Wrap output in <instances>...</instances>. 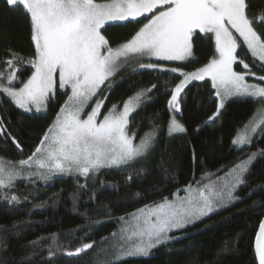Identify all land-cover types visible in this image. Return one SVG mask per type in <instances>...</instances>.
I'll use <instances>...</instances> for the list:
<instances>
[{
    "label": "snow or ice",
    "instance_id": "1",
    "mask_svg": "<svg viewBox=\"0 0 264 264\" xmlns=\"http://www.w3.org/2000/svg\"><path fill=\"white\" fill-rule=\"evenodd\" d=\"M4 2L10 11H17L30 21L34 54L24 58L8 49L9 56L0 67V99L7 97L16 108L27 113L33 108L40 112L46 107L49 99L55 97L57 80L59 88L70 89V94L35 151L18 162L19 169L14 165L6 168L0 163V189L11 188L12 181L25 168H35V172L29 171L28 175L39 176L45 181L60 175L88 178L101 169H142L138 161L151 154L159 129L153 125L136 143V133L130 134L129 125L133 114L161 86L153 84L123 101L122 107L113 104L106 113L103 111L108 98L105 92H111L113 79L129 61H136L139 69L160 68L178 74L177 78L182 77L174 86L162 85L170 97L168 108L173 113L167 126L170 137L186 132L175 113L182 112V94L191 81L211 80L219 103L216 112L209 117L210 122L221 115L227 99L244 97L264 102V85L246 80V76H252L264 81V75L252 72L239 51L246 48L253 62L258 61L259 68L264 71V9L249 15L252 11L250 0ZM139 17H146L147 23L115 47L103 34L115 22L137 21ZM194 34H204L214 40V55L203 67L185 72L179 67L164 68L144 62L145 57L157 61L188 60L194 56ZM237 63L247 71H234L233 65ZM21 64L29 66L32 72L17 87ZM89 107L91 110L86 111ZM261 116L264 117V113ZM3 125L0 119V134L6 131ZM259 131H264V118L246 123L232 139V145L238 151L244 150ZM13 143L20 147L15 138ZM260 156H264V151L252 152L227 170L206 174L201 180L185 185L183 196L178 189L171 198L165 196L159 202L120 216L119 232L111 234L114 241L112 259L105 260L104 264H118L129 257H147L151 250L179 239L172 233L230 206L238 200L234 194L246 184V176ZM164 177L169 178L167 168ZM133 179L135 177H128L129 185ZM85 186L79 185L80 188ZM3 198L9 203L19 202L15 195L10 200L7 194ZM103 239L108 240L107 237ZM93 247L94 242L82 243L75 251L65 254L79 256ZM254 251L258 264H264V220L259 223L255 235ZM49 255L54 253L50 251Z\"/></svg>",
    "mask_w": 264,
    "mask_h": 264
},
{
    "label": "trees",
    "instance_id": "2",
    "mask_svg": "<svg viewBox=\"0 0 264 264\" xmlns=\"http://www.w3.org/2000/svg\"><path fill=\"white\" fill-rule=\"evenodd\" d=\"M250 3L252 11L249 15L264 9V0H250ZM146 22V17H139L137 21L113 24L103 34L115 47ZM8 49L24 58L34 54L30 21L21 13L10 11L4 0H0V67L9 56ZM239 51L252 72L264 75L246 48ZM193 52L194 56L184 63H155L192 72L212 58V40L194 34ZM19 68L17 87L32 72L27 65L21 64ZM235 70L246 72L238 63ZM179 79L181 77L177 78L176 74L156 70L125 73L114 83L108 98L114 103L123 102L153 84L161 86L133 114L129 125L130 134L136 133V141L153 125L159 129L151 154L138 161L143 165L142 169L103 171L93 185L81 178H55L47 187L38 190V200L31 205H9L6 199L2 200L0 190V261L3 264H104L99 246L105 242L103 238L117 231L120 216L159 202L165 196L170 198L178 189L201 180L202 176L227 170L252 152L264 151V131H259L252 144L242 151L232 145V139L253 117L259 102L252 98L230 99L215 122H208L216 112V99L208 82L194 83L185 89L182 112L176 118L185 126L186 132L170 137L167 132L170 97L162 85L174 86ZM247 80L264 84L252 76ZM65 96L57 94L48 101L46 112L40 114H26L4 99L0 119L4 121L6 131L0 134L1 157L10 160L16 156L28 158L64 104ZM165 168L169 170L168 179L164 177ZM129 176L135 177L130 185ZM81 184L86 186L80 188ZM28 187L20 183L6 194H28ZM234 195L238 197L237 201L195 225L197 228L207 225L208 228L159 246L148 257L126 258L118 264H256L253 243L264 216V156L257 158L246 176V184ZM89 242H94V247L86 253L79 256L65 254ZM50 251L54 253L51 257Z\"/></svg>",
    "mask_w": 264,
    "mask_h": 264
},
{
    "label": "rangeland",
    "instance_id": "3",
    "mask_svg": "<svg viewBox=\"0 0 264 264\" xmlns=\"http://www.w3.org/2000/svg\"><path fill=\"white\" fill-rule=\"evenodd\" d=\"M121 23H123V22H115L114 24H121ZM147 23V22H146ZM201 35H204V34H201ZM210 35V34H209ZM212 43H213V46H214V40H212ZM241 44H242V41L240 42ZM214 52H215V46H214ZM214 52H213V55H214ZM250 55V54H249ZM251 56V55H250ZM251 58H252V56H251ZM190 59V58H189ZM253 59V58H252ZM143 60H144V62H151V63H154V64H156L155 62H164V63H184L185 61H183V62H178V61H157V60H155V59H151V60H149L147 57H145V58H143ZM187 61V60H186ZM257 63L259 64V62L257 61ZM162 67H164V68H169V67H167V66H162ZM201 67H203V66H201ZM243 67V66H242ZM133 68H135L136 69V71L135 72H140V71H160V72H167V71H161L160 70V68H157V69H139L138 68V65H137V63H136V61H129V64L127 65V66H125L124 68H122L121 70H120V72L116 75V77L113 79V86H114V83H115V81L117 80V79H119V76L120 75H123V74H125V73H134V71H133ZM244 69V68H243ZM233 70L234 71H236L235 70V64L233 65ZM244 70H246V69H244ZM195 71V70H194ZM247 71V70H246ZM193 72V71H192ZM169 73H171V72H169ZM174 74V73H173ZM176 75H178V74H176ZM247 77L248 76H246V80H247ZM181 79H182V77H181ZM248 81V80H247ZM202 82H208L209 84H210V86H211V80L210 79H208V78H205L204 80H195V81H191L188 85H187V87L188 86H190L191 84H194V83H202ZM249 82V81H248ZM250 83H254V82H250ZM264 85V84H263ZM186 87V88H187ZM211 88H212V86H211ZM212 90H213V92H215V90L212 88ZM112 93V90H111V92L109 93V92H105V95H107V97L109 98V96H110V94ZM57 94H64V95H66L65 97H64V101H63V103L67 100V97H68V95L70 94V89H68V90H62V89H60L59 88V86H58V80H57V88H56V93H55V96L57 95ZM55 98V97H54ZM108 98H107V100H106V106H105V108L103 109V111L106 113L107 111H108V109L113 105V104H117V105H120L121 107H122V103L123 102H120V103H114V102H111V100H108ZM214 98L216 99V109H217V105H218V103H219V101H218V99H217V97L215 96V94H214ZM233 98H244V97H233ZM233 98H230V99H233ZM4 99H7V100H9L7 97H4V98H2V99H0V106L3 104V100ZM51 99H53V98H50L49 100H51ZM230 99H227L226 101H225V103L228 101V100H230ZM10 101V100H9ZM94 102V101H93ZM47 104H48V102H47ZM14 105V104H13ZM15 106V105H14ZM16 107V106H15ZM21 110V109H20ZM46 110H47V105H46V107L45 108H42V110L40 111V112H37L36 110H35V108H33L32 109V111L31 112H27L26 114H32V113H35V114H40V113H44V112H46ZM91 110V108L89 107L88 109H86V111H90ZM168 110H169V108H168ZM22 111V110H21ZM170 111V110H169ZM23 112V111H22ZM261 113H264V102H259V105H258V107H257V109H256V111H255V113H254V115H253V117L249 120V121H252V120H258V119H261V118H264V117H262L261 116ZM170 114H171V116H170V119H171V117H172V115H173V113H171V111H170ZM178 113H175V117H176V115H177ZM170 121V120H169ZM208 122H210V121H208ZM243 129V128H242ZM241 129V130H242ZM181 134H184V133H177V134H173V135H181ZM172 135V136H173ZM139 141L140 140H135V142L136 143H139ZM24 159V157H17L16 156V158H14V159H5V158H3V157H1V155H0V163H3L4 164V166L7 168V167H9V166H15L17 169H19V164H18V162L20 161V160H23ZM116 169H120V168H110V169H101L100 170V172L98 173V174H95V175H92V176H90V177H88V178H85V177H82V176H77V175H71V176H69V175H60V176H55V177H52L51 179H49V180H47V181H45V180H42L39 176H36V175H32V176H29L28 175V172L29 171H32V172H35V168H32V169H28V168H25V169H23L22 171H21V174L18 176V177H16V179H14L13 181H12V187L11 188H9V189H0L1 191H2V197H4V195L6 194V192H8V191H10L12 188H14L15 186H17V184H20V183H24V184H26V185H29V187L27 188L28 190H29V193L28 194H19V193H9V194H7L8 195V198H9V200L11 199V196H13V195H15V196H17L18 198H19V202L17 203V202H12V203H9L8 202V200H6V202L9 204V205H13V206H19V205H24V204H27V205H31V204H35V202L38 200V197H39V194H38V190H40V189H43V188H45V187H47L48 186V184H50L55 178H72L73 180H76L75 178H81V179H84V180H86V182H87V184H90V185H93L94 183H95V181H96V179H97V177H98V175L101 173V172H103V171H108V170H116ZM214 178V177H213ZM185 193L181 190L180 192H179V195H181V196H183ZM171 198V197H170ZM2 200H5L4 198L2 199ZM229 207V206H228ZM225 208H227V207H224V208H221L220 210H218V211H215V212H213L212 214H210L209 216H207V217H204L202 220H200V221H198V222H196L195 224H192V225H189V226H187L186 228H184L183 230H179V231H177V232H174V233H172L171 235H173V236H177V237H179V239H181V238H183V237H186V236H189V235H192V234H195V233H198L199 231H201V230H203V229H206V228H208V226L207 225H205L204 227H201V228H197L195 225H197L199 222H201V221H204V220H206V219H208V218H210L211 216H213V215H215V214H217L218 212H221L223 209H225ZM85 214H87V212L85 213ZM88 215V214H87ZM101 223V222H100ZM119 228H120V221H119V219H118V228H117V231H115V232H119ZM108 238V240L107 241H105V242H103L102 244H101V246H99V249H100V254H101V257L104 259V260H109L110 258L112 259V250H111V246H112V244H113V238H112V236L110 235V236H108L107 237ZM119 237L117 236V238L116 239H118ZM179 239H176V240H174V241H177V240H179ZM173 242V241H172ZM151 252H152V250H151ZM151 252H150V254H151ZM150 254H149V256H150ZM148 257V256H147ZM129 258H144V257H129Z\"/></svg>",
    "mask_w": 264,
    "mask_h": 264
},
{
    "label": "water",
    "instance_id": "4",
    "mask_svg": "<svg viewBox=\"0 0 264 264\" xmlns=\"http://www.w3.org/2000/svg\"><path fill=\"white\" fill-rule=\"evenodd\" d=\"M262 220H264V216H263ZM258 229H259V226H258ZM258 229H257V231H258ZM254 244H255V239H254V243H253V254H254V257H255V262H256V264H258L257 259H256V256H255Z\"/></svg>",
    "mask_w": 264,
    "mask_h": 264
},
{
    "label": "flooded vegetation",
    "instance_id": "5",
    "mask_svg": "<svg viewBox=\"0 0 264 264\" xmlns=\"http://www.w3.org/2000/svg\"><path fill=\"white\" fill-rule=\"evenodd\" d=\"M24 159H27V158H24Z\"/></svg>",
    "mask_w": 264,
    "mask_h": 264
}]
</instances>
